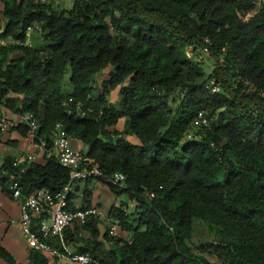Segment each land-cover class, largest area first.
<instances>
[{
  "label": "trees",
  "instance_id": "trees-1",
  "mask_svg": "<svg viewBox=\"0 0 264 264\" xmlns=\"http://www.w3.org/2000/svg\"><path fill=\"white\" fill-rule=\"evenodd\" d=\"M257 1L74 0L61 9L45 0H0V105L34 114L48 148L51 129L63 123L103 173L125 174L122 188L87 181L82 209L99 206L92 203L97 182L137 203L129 213L114 202L108 213L125 236L102 233L92 217L84 226L90 236L75 239L77 252L105 264H264V100L246 93L248 83L264 90V6L247 21L240 17ZM35 24L41 47L24 44ZM189 47L207 53L208 72ZM212 77L219 93L206 89ZM69 98L73 107L84 102L85 116L68 111ZM200 110L210 125L196 128ZM18 129L28 136L27 126ZM43 158L22 175L15 160L5 161L0 188L14 197L17 179L27 196L61 189L69 170L54 154ZM200 223L217 230V241L193 244ZM0 259L16 264L2 246ZM28 264L73 263L30 249Z\"/></svg>",
  "mask_w": 264,
  "mask_h": 264
},
{
  "label": "built area",
  "instance_id": "built-area-1",
  "mask_svg": "<svg viewBox=\"0 0 264 264\" xmlns=\"http://www.w3.org/2000/svg\"><path fill=\"white\" fill-rule=\"evenodd\" d=\"M51 2L55 6H61L63 0H45ZM73 2L74 0H70ZM264 6V0L255 2L253 11L247 13L248 19L254 16L261 7ZM247 19V20H248ZM246 20V21H247ZM42 27L40 24H35L27 30L25 45H32V34L36 31L40 32ZM5 44L6 41H0ZM20 44L19 42H15ZM192 47H189V49ZM193 50V49H192ZM223 62V60L221 61ZM225 65V64H224ZM246 93L257 92L264 100V90L257 89L254 85L248 83ZM206 89L216 94L221 91V82L217 77H212L206 84ZM73 98H69L65 105L70 113L76 112L81 116L86 115L84 102L78 101L73 107L71 103ZM257 110L254 111L256 113ZM19 124L28 127V137L33 143L35 151L26 159H16L13 163L16 168V173L22 175L26 173L28 167L37 161L38 157L45 154H52L58 160V163L69 170L68 182L58 191L53 192L49 189H37L29 196L24 195L20 187L19 181L13 180L10 189L13 191L14 198L21 203V214L19 226L21 232L25 236L31 249L43 252L51 258L69 262L73 264H105L101 260L96 259L89 253L77 252L74 244L76 238L84 236V226L93 217L99 220L107 221V229L110 236L121 235L120 220L118 218L109 217V215L100 207L93 206L88 209H82V201L84 190L78 192V187L84 185L89 180L105 179L107 182L117 187H124L126 176L122 172H116L111 176L103 173L102 169L95 164L82 150L76 149L71 144L72 137L67 133L63 123L57 122L51 129L50 137L53 141V146L48 148L46 139L38 135L40 124L36 116L32 113L20 115ZM210 121L207 113L200 110L194 118V127H207ZM12 121L8 116L3 115L0 119L1 133H7L13 128ZM188 139H199V135H187ZM8 172H5V175ZM115 206L120 204L115 202ZM73 207V208H72ZM99 227L101 225L99 224ZM76 228L78 231H76ZM69 233V234H68ZM58 240V242L56 241ZM82 245V241L79 243Z\"/></svg>",
  "mask_w": 264,
  "mask_h": 264
},
{
  "label": "crops",
  "instance_id": "crops-1",
  "mask_svg": "<svg viewBox=\"0 0 264 264\" xmlns=\"http://www.w3.org/2000/svg\"><path fill=\"white\" fill-rule=\"evenodd\" d=\"M70 0H63V3ZM71 2V1H70ZM34 35L32 34V39H34ZM33 44V42H32ZM101 75L97 77L98 81ZM102 74L101 80L104 78ZM116 94L119 96V88L115 89L111 92L112 94ZM109 97V98H110ZM110 102H113L110 100ZM117 102V101H116ZM1 112L8 116V118L13 123V128L10 129L7 133H0V168L5 164V161L11 160H23L26 159L29 155H31L35 148L33 146L32 141L28 136H23L18 126L20 121V115L16 113L8 112L4 106L0 105ZM122 128L125 123V119L121 120ZM130 140L137 141L134 136H128ZM71 144L74 148L82 150L83 143L75 138L71 139ZM85 153V152H84ZM44 161L43 156L38 157L36 162ZM104 185L101 183H95V188L93 192L92 203L93 205H99L101 209H103L107 214L109 213L113 203L115 202L113 198L109 196L108 201L101 202L99 196ZM86 184L78 187V192L81 190H85ZM21 214V203L18 199L14 198L11 194L6 193L3 189L0 188V246L4 247L15 259L16 264H28L29 261V252L30 246L21 232L19 226V219ZM86 237V236H85ZM89 237V236H88ZM0 264H6L3 259H0Z\"/></svg>",
  "mask_w": 264,
  "mask_h": 264
},
{
  "label": "rangeland",
  "instance_id": "rangeland-1",
  "mask_svg": "<svg viewBox=\"0 0 264 264\" xmlns=\"http://www.w3.org/2000/svg\"><path fill=\"white\" fill-rule=\"evenodd\" d=\"M71 6H72V2L67 1L64 4H62L61 6H59V8L70 9ZM240 17H241V19L246 21L249 16L241 14ZM2 29H3V27L0 28V30H2ZM33 34H35L34 39L32 40L34 46L35 47L43 46L45 44V42L43 41L41 34L38 31L34 32ZM187 53H188V56L192 59H195V60L201 59L202 61H204V67H205L207 72L211 69V61L208 60L206 52L199 54L197 51H193L191 48L190 49L188 48ZM110 70H108V73ZM98 76H96L95 85L97 87L98 86L101 87V82L103 81V79L101 80L102 75H101L99 81L97 79ZM69 80H70V73H68L65 77V82H64V87H63L64 92H69L71 90V84H70ZM109 99L112 100L113 102H116L120 99V96L117 97V95L114 93L111 95V97ZM118 128L119 129L122 128V122H120L118 124ZM82 149L86 153L88 150V147L85 144H83ZM99 192L101 193V195L99 196L98 199H100V200L102 199L101 200L102 203L108 201V198L110 196L111 198L114 199V201L116 203L123 204L124 209L127 210L129 213H131L135 210V206L137 203H136V201L131 200L127 193L123 192L119 195H116V194L112 193L111 190L109 189V187L106 185H104L102 190H100ZM106 229H107V221L101 220V227H100L101 232L104 233ZM84 232H85L84 236H86V237L90 236L88 234V232H86V231H84ZM120 236H125V233L122 231ZM218 236H219V233H217V230H215V229L212 230L211 228L208 227L207 224L200 223L199 225L196 226V228L194 230L192 242L194 245L198 246L201 244H206V242H208L211 239L212 240L216 239L215 241H217ZM212 260L214 261L215 259L212 258Z\"/></svg>",
  "mask_w": 264,
  "mask_h": 264
}]
</instances>
